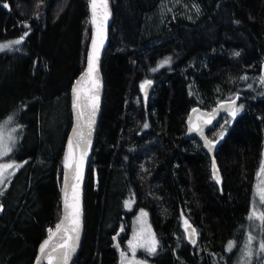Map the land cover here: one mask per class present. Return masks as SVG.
Listing matches in <instances>:
<instances>
[{"label": "trees", "instance_id": "obj_1", "mask_svg": "<svg viewBox=\"0 0 264 264\" xmlns=\"http://www.w3.org/2000/svg\"><path fill=\"white\" fill-rule=\"evenodd\" d=\"M109 1L104 97L73 264H118L113 236L120 247L139 208L157 241L155 253H140L145 262L234 264L264 155V0ZM25 32L0 52V123L11 117L18 127L5 157L17 167L0 186V264H33L60 217L70 90L90 37L87 0H0V41ZM235 98L240 110L207 132L218 183L200 142L184 139L186 117ZM252 264H264V254Z\"/></svg>", "mask_w": 264, "mask_h": 264}, {"label": "water", "instance_id": "obj_2", "mask_svg": "<svg viewBox=\"0 0 264 264\" xmlns=\"http://www.w3.org/2000/svg\"><path fill=\"white\" fill-rule=\"evenodd\" d=\"M100 0H98V7H97V14H96V23L94 24L93 21V11L91 6V0H87V6H88V15H89V24H90V37L87 45V51H86V60H85V66L83 71L75 78L71 85L70 90V106H71V112H72V121L71 125L69 127L67 140H66V147L63 153V174L60 182V201H61V210H60V217L58 222L54 225L52 230V238L49 242L48 247L46 248V254L41 257L40 254V246L43 244V242L46 239H49V233L42 239V241L39 243L37 247V253L36 257L34 259L33 264H46L47 261H49V254L51 256V264H73L75 258L77 257L82 239H83V233H84V191H85V183L87 179L88 174V168L90 164V160L92 157V153L95 146V140H96V132L98 123L101 117V108L103 103V97H104V79L101 73V65L103 58L105 56L106 50L108 48L109 44V28L112 23L113 15H112V8L110 5V1L106 0L107 8L104 9L102 7H99ZM106 14V17H105ZM97 40V47H98V58L95 61L96 70L92 73L91 76L87 75V68H88V57L92 54L93 45L92 40ZM264 67V65H263ZM76 89L77 91L74 92L73 89ZM152 89V82L151 85L147 87L146 92L147 95H149L150 90ZM143 94H145V90H142ZM79 94L80 96V102L79 106L77 108H74V101L76 100V96ZM93 94H98L99 100L98 104L95 107V115L92 118L93 122L90 125V128L88 126V120L90 113L93 110V102L90 99V97ZM233 100V99H232ZM232 100H226L221 101L220 103L216 104L211 109H203L201 107H194L192 108L187 117H186V130L184 134V139L187 140L189 138H196L200 144L202 150L209 156L211 159V172L213 174V163H215L213 157L214 153L217 147V143L215 142L214 148L209 151V149L205 146V138L208 140H211L207 136V132L219 121L220 117L225 113H231L229 110H227V105L231 103ZM238 99L235 98V107L237 105ZM223 104L225 107L221 108L220 105ZM78 113H82V115H78ZM211 119V123H205V121ZM194 124H198L202 129L204 135L201 136L198 131H190L192 126ZM83 126V131L87 135L90 131V144L87 145V155L83 158L82 163V179L79 182V187L77 189L79 194V207H80V227H79V239L75 240L68 239V236H75L73 233H64L63 231H57L56 225L61 223V221L65 220L68 209L64 206L65 201V191H67V199L68 202H72V195H73V188L72 185L76 184L77 181L73 178L75 173L73 169L75 168V164H73V169H66L64 167L65 164V157L68 154V141L69 139H73V152H74V160L79 162V158L81 156V153L83 152V147L76 148L75 147V130ZM216 166V164H215ZM217 174L219 175V171L216 167ZM220 177V175H219ZM191 226V225H190ZM192 228V226H191ZM193 229V228H192ZM187 237L188 236V232ZM118 233H116L113 236V241L115 243L116 247H119V244L117 242ZM190 241V240H189ZM61 245H64L62 247ZM74 248V250H71ZM68 251V259L65 261L63 259V252Z\"/></svg>", "mask_w": 264, "mask_h": 264}, {"label": "snow or ice", "instance_id": "obj_3", "mask_svg": "<svg viewBox=\"0 0 264 264\" xmlns=\"http://www.w3.org/2000/svg\"><path fill=\"white\" fill-rule=\"evenodd\" d=\"M91 6H92V11H93V23L95 24L96 21V14H97V7H98V0H91ZM3 7L7 8L8 5L4 4ZM99 7H102L104 9L107 8V3L106 0H100L99 3ZM106 17V14H105ZM23 27H27V25H23ZM27 32H25L24 36H22L20 39H17L15 41H12L11 43H6L3 45H0V50H5L8 49L12 46V44H16L19 45L23 42V39L25 38V36H27ZM92 45H93V50H92V54L88 57V68H87V75L91 76L93 72H95L96 70V65H95V61L98 58V47H97V40L94 38L92 40ZM170 62V59H165L164 61L161 62V64L159 65V67H163L164 65L168 64ZM151 85V81L150 80H146L144 81L141 85L140 88L142 90H145V95H147L146 89L148 86ZM74 92H76L77 90L74 88L73 89ZM238 98V97H237ZM90 99L93 102V110L90 113L89 116V120H88V126L90 128L91 123L93 122V117L95 115V107L98 104V94H93ZM79 102H80V96L79 94H77L76 96V100L74 101V108H77L79 106ZM221 108H224L225 106L223 104L220 105ZM227 110H229L231 112V114L233 116H235L236 112H238L240 109L235 107V99H233L231 101V103H229L227 105ZM78 115H82V113H78ZM205 123H211V119L205 121ZM145 128L148 127L147 124L144 125ZM190 131H198L200 133L201 136L204 135L203 133V129L198 125V124H194L192 126V128L190 129ZM90 131L88 132V134L86 135L85 132L83 131V126H81L80 128L75 130V147L76 148H81L83 147V152L81 153V156L79 158V162L74 160V152H73V144L74 141L73 139H69L68 141V154L65 157V164L64 167L66 169H73V164H75V168L73 169L75 175H74V179L77 181L76 184L72 185L73 188V195H72V202L69 203L68 199H67V191H65V201H64V206L66 209H68V213L67 216L65 218V220L61 221V223L56 225V230L59 231H63L64 233H73L75 234V236H68V239H75L78 240L79 239V227H80V207H79V194H78V187H79V182L82 179V163H83V158L84 156L87 155V145L90 144ZM220 136H223V133H220ZM205 146L209 149V151H211L214 146H215V142L212 140H208L207 138H205ZM9 152V147L7 145V143H5L2 139H0V155H7ZM17 167L16 165L12 164V163H4V164H0V184H4L8 177H9V170L13 169ZM261 171L264 172V165H262L261 167ZM213 176L215 178V180L219 183L220 182V177L217 174V170H216V166L215 163H213ZM260 200L264 201V192H261L260 194ZM130 201H125V207H130ZM0 210H2V208H0ZM146 216V213L141 212V217ZM259 219L264 220V216L259 217ZM184 224L186 226L185 230L186 232H188V236H189V240L195 244V229H192L191 226L188 224V221L185 220ZM123 230V229H121ZM49 239H46L43 244L40 246V254L41 257H43L46 254V248L49 245V242L52 238V230L49 229ZM144 233V229L143 227H141L140 233L137 234V236L134 238L137 243L134 244L133 241H129V247L132 249L133 255L135 253L136 247H140V248H144L147 252L149 253H155L157 250V241L155 239V237L153 235H151L150 230H149V234L147 236L143 235ZM251 239V237L249 238ZM62 247H64V245H61ZM229 249L232 247L231 244H229ZM71 250H74V248H72ZM121 257H125V253L122 251L121 252ZM63 259L66 261L68 259V251H64L63 252ZM49 264H51V256L49 254ZM128 264H132V262H128Z\"/></svg>", "mask_w": 264, "mask_h": 264}, {"label": "rangeland", "instance_id": "obj_4", "mask_svg": "<svg viewBox=\"0 0 264 264\" xmlns=\"http://www.w3.org/2000/svg\"><path fill=\"white\" fill-rule=\"evenodd\" d=\"M20 38L21 37H16L0 41V45L11 43L12 41ZM14 46H16V44H12L10 48L0 50V52L11 50L14 48ZM233 117L234 116H232V118ZM17 129L18 127L13 123L11 117L5 118L0 123V139L7 143L9 147L8 154L13 149V145L16 140ZM7 155H0V164H14V162L5 159ZM262 165H264V155L260 165L257 168L256 179L252 187L251 203L247 212L245 238L234 264H252L253 260L257 258L258 255L262 253L264 254V220L259 219V217L264 216V201L260 200V194L261 192H264V172L261 171ZM15 168L9 170V176L13 173ZM1 185L2 184H0V186ZM125 201L131 202L130 207H126L127 209H131L134 200L128 198ZM141 212L146 213V216L141 217ZM188 224L190 225V223ZM141 227L144 229L143 235L147 236L150 230L151 235L155 237L154 229L149 218V213L144 208H139L137 210L133 216L128 231L125 233L126 237L122 240L120 248L118 247V264H128V262H132V264H149L145 262V260L140 256L141 252H147L144 248L136 247L135 253L133 255L132 249L129 247V241H133L134 244L137 243L134 238L138 233H140ZM250 237L251 239H249ZM122 251L125 253V257H121Z\"/></svg>", "mask_w": 264, "mask_h": 264}, {"label": "bare ground", "instance_id": "obj_5", "mask_svg": "<svg viewBox=\"0 0 264 264\" xmlns=\"http://www.w3.org/2000/svg\"><path fill=\"white\" fill-rule=\"evenodd\" d=\"M186 237H187V236H186ZM46 264H49V261H47Z\"/></svg>", "mask_w": 264, "mask_h": 264}, {"label": "flooded vegetation", "instance_id": "obj_6", "mask_svg": "<svg viewBox=\"0 0 264 264\" xmlns=\"http://www.w3.org/2000/svg\"><path fill=\"white\" fill-rule=\"evenodd\" d=\"M120 248V247H119Z\"/></svg>", "mask_w": 264, "mask_h": 264}]
</instances>
